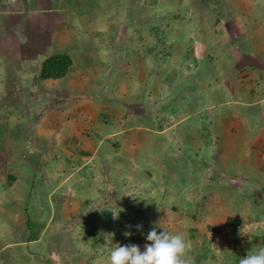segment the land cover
I'll return each mask as SVG.
<instances>
[{"label": "crops", "instance_id": "obj_1", "mask_svg": "<svg viewBox=\"0 0 264 264\" xmlns=\"http://www.w3.org/2000/svg\"><path fill=\"white\" fill-rule=\"evenodd\" d=\"M44 1L47 3L0 0V264H53L52 250L57 258L55 264H67L68 255H64L67 246H59L57 241L60 235L70 239L67 250L77 253L73 264H106L108 253L117 245L113 242L115 231L131 229L119 224L120 219L132 216L137 221L140 219L137 214H141V207L134 204L128 207L126 204L124 207L129 209L117 217L107 207L106 210L98 207L97 198L89 194L90 186L82 182V168L93 161L92 150H97L107 135L98 141L99 135L94 134L99 115L104 116L102 121L114 119V124L121 121L113 133L123 139L121 142L129 139L131 129L144 131L141 136L142 132L135 133L134 140L124 143L122 149L129 161L138 166L150 164V160L160 168L174 166L182 154L189 153L200 154L201 159L195 164L194 160H190L192 164L183 161L184 165L192 169L191 165L200 163L206 171L209 165L202 160V148L210 147L206 141L210 130H216L223 137L217 143L221 149L217 154L224 174H219L212 183L220 188L229 184L228 180H239L264 188V16L246 10L256 7L264 11V0H224L225 3L214 0L209 10L222 11L221 15H215L216 25L206 28L203 34L202 31L195 35L177 32L166 41L157 13L150 15L154 30L151 40L146 34L140 35V24H127L124 15L118 24L116 14L108 16L105 25L95 28L91 35L85 34L81 39L70 37L74 34L70 28L82 21H77L74 13L60 12V4L51 5L54 0ZM134 11L133 17H140V8ZM224 17L226 20L221 24ZM133 31L139 33L132 38ZM135 38L140 46L132 44ZM84 41L95 43L94 51L84 52ZM147 41L154 45L146 46ZM104 42L106 46L100 45ZM167 48L171 53L165 52ZM58 53L68 54L72 61L67 77L77 73L70 70L81 61L91 59L81 71L89 72L90 68L87 74L94 76L97 85L88 87L83 96L77 95L81 88L76 87V81L71 91L51 88L56 81L39 77L38 56L48 58ZM89 53L92 56H86ZM136 55L139 68L134 73L137 77L133 78L129 70ZM165 64L171 67L164 68ZM120 73L123 75L119 80ZM33 76H37L36 82ZM105 77L110 85L103 84ZM118 90L124 92L122 100L115 98ZM111 99L117 104H112ZM119 106L123 107L122 119L111 110ZM68 107H75L76 116L54 117L56 112ZM104 107H109L112 115L102 110ZM20 108L24 110L22 114ZM46 122H53V133L47 132ZM196 122L198 125L194 126ZM186 123H191V127ZM113 126H107L105 131L113 130ZM181 133L185 141L191 136L190 143L181 145ZM21 140L31 146H23ZM104 151L109 153L106 147ZM51 155H62L60 167L50 166ZM74 169L76 172H71ZM189 170L183 172L185 178H176V174L172 177L174 173L167 171L171 178L159 186L158 194L175 198L172 189L167 191L169 185L178 187L173 193L179 198L192 194L195 187L188 180L195 176L200 181L205 174L198 170L190 174ZM254 175L258 182L250 178ZM212 196L210 199L215 194ZM226 202H213L207 208L209 212L199 207L196 215L208 213L207 217L214 219V213L221 211L223 225L227 220L239 223L242 216L237 209L234 214L228 213ZM160 208L151 207L144 213L147 215L144 219L156 217L161 213ZM188 213L191 218L195 215ZM144 219L140 226L145 224ZM178 225L174 224L177 228ZM195 226L188 225L191 233L188 242L190 251L197 254L189 251V259H185L188 264H209L211 243L208 237L207 241H198ZM234 256L222 263L232 264V260L238 259Z\"/></svg>", "mask_w": 264, "mask_h": 264}, {"label": "rangeland", "instance_id": "obj_2", "mask_svg": "<svg viewBox=\"0 0 264 264\" xmlns=\"http://www.w3.org/2000/svg\"><path fill=\"white\" fill-rule=\"evenodd\" d=\"M213 1L214 0H98L100 4L98 6L94 5L92 10L90 11L74 10L75 8L72 7L70 0H63L62 2L61 0H54L51 5H55V7H57L60 4V12H67V14L70 13L71 15H73L74 13V17L77 18V21H82L80 25H75L70 28L71 31L74 32V34L70 35V37L81 39V37L85 34L91 35L96 32L94 31L95 28H98V26L101 25H105L108 16L112 15V17H114V14H116V21H119L120 18L124 15V21L127 24H140V35L146 34L145 37H147L148 40H151V37H153L154 35V30L152 28L153 21L151 22L150 15L153 13H157L159 15H157V20H159V24L161 23V25L159 26H161L162 33L164 32L163 40L166 41L170 39L171 35H174L175 37L177 32L183 33V31H186L191 32L195 35L197 33H201L202 31L201 34H203L206 28L208 29L209 27L216 25V23L214 22L216 18L215 15H221L222 11L216 10L212 12L211 10H209L212 6ZM41 3L46 4L47 2L43 0V2ZM216 3H218V1ZM137 8H140L141 15L140 17L135 18L133 17V14H135L136 11L134 10H136ZM246 10L250 13H253L254 15L261 13L260 15L264 16V11L260 12V10H258L256 7H250ZM166 13H168V16H164ZM142 16L145 17L143 18ZM228 16L232 18L229 14ZM225 20L226 19L224 17L221 20V24H224ZM120 22L121 21H119L118 24ZM144 24H146V26H144ZM170 31H172L173 34ZM135 33L138 34L139 32L135 31ZM135 33L134 31L131 32L132 38L133 34ZM99 39H101V37ZM147 42L148 43L146 44V46L154 45V43H149V41ZM83 43L84 52L94 51V47H96L95 43H87L85 41ZM132 44L140 46V43L136 38L134 41H132ZM100 45L106 46L107 44L106 42H104L100 43ZM165 52L171 53V50L167 48ZM147 55H150V53L147 52ZM86 56L92 55L89 53ZM136 57L137 55L134 56V58L131 60L132 66L129 70V73L132 72L133 78L137 77V73H134L135 70L137 71L139 68V60H137ZM38 58L39 62H37V64L40 68L42 67V63L46 60V58L44 57V55H39ZM89 63H91V59H84L80 62V64L78 63L79 65H77V68L70 70H77L76 74L72 75L71 77H67L66 74L62 78L54 79L56 83H52L51 88H63L67 91H71L70 89H74V82L76 81V87L81 88L78 89L79 92L77 95H85L82 93H87L88 87H95L98 83L96 80H93L94 76L92 74H87L90 73V68L88 69L89 72L87 70L81 71L82 68L88 67ZM169 66L170 64H165L164 68H167ZM103 70L105 71L106 69L104 68ZM122 75L123 73H120V75L117 76L119 80L122 78ZM32 79H34L36 82L37 76H33ZM103 84L110 85L107 77H105V79L103 80ZM112 93L114 92H111V94ZM123 93L124 92L120 90L116 91L115 98L118 100H122L124 98ZM110 102L114 105L117 104V102H114L112 99L110 100ZM108 108L109 107H104L102 108V110H106L107 112L109 111ZM122 108L123 107L120 108L119 106L115 109L111 108V110L115 111L116 115L120 116L122 119L124 118L123 115H121L123 114ZM136 108L137 107H135V110ZM22 109L20 108V114H22V111H24ZM73 109H75V107H68L63 111H58L56 112L54 117H74L76 116V112L73 111ZM110 114L112 115V113ZM99 116V123H97L98 128L96 129V132L94 134L95 136L99 135L97 137L98 141H100L103 135H107L102 138V141L99 144L100 147L97 150L91 149L92 153L95 152V156L93 157V161H90L85 167L82 168V182H84V185L90 186L91 190L88 189L89 194L92 197L97 198L95 199V203L98 205V207L104 210H106L105 207H107L112 211L114 217H117L119 213H122L123 211L126 212V210L129 209L124 207L126 206V204L127 207L131 204L141 207V214H137V216L140 218L138 221L136 218L132 219L134 216L130 217V219H120L119 224L124 223L125 226H130L131 229H129V232L121 231V233H118V231L116 230L115 235L113 236V238H115L113 240L114 243H117L119 245H126L128 243L124 244L123 240H125L126 242H129L131 244L138 245L140 247V250L143 251L145 243H149L148 241H146V235L153 228H155L158 233L161 230L165 229L170 232H175L174 234H177L178 230H180V234L188 241L189 235L191 234L189 232L190 227H188V225L194 224L196 225L194 229L197 231L196 237L198 238V241L200 239L204 242L209 239V242L211 243V245H208V251L210 252L209 259H212L209 264H223L222 261L224 262L226 258L229 259L230 255H232L231 259H233L235 257L234 254L238 256V259H236L237 261L235 259L232 260V264H239L240 258L245 257L248 253L251 254L255 252L258 248L264 247V188L259 185L258 188L254 185L252 187V185H247V181L241 183L239 180H228L229 184H227L226 186L223 185L220 188L212 183L218 179L219 174H224L221 167L219 166L217 154V150H221L218 147L217 143L218 141L220 143V141L223 140V137H221L220 135L218 136L216 130H210L209 138L206 141V143L209 144L210 147L206 145L205 148H202V160H205L204 163L209 165V167L206 168V171L204 169V166L200 163L191 165L192 169L189 166L187 168L184 165V162L188 164L191 163L190 160H194L193 164H195V162H198L201 159L200 154L199 156H197L193 154L189 155V153L188 155L182 154V159L178 160V162L174 166H165L164 168H160V166L157 167L151 160L149 162L151 165L148 164V162H145L142 165L138 166L137 163H132L129 161L128 157L123 154L124 151H122V149L123 145H125L124 143H128L134 140L133 135L135 133L142 132L140 133L141 136L144 131H135L131 129L129 130L130 132L128 134L129 139L121 142L120 140L123 139H119L116 135H113V133L115 132V128L120 126L119 124L121 121L116 120V124H114V119H111V121L108 120L109 122H106L107 120L102 121V118L104 116ZM83 122H86V125L88 127H91V124L87 123V119H84ZM45 124L48 128L47 132L53 133V129L55 128V126H53V122H46ZM113 124L115 126H113ZM109 125L113 126L114 128L113 130L106 132V127ZM186 125L188 127H191V123H186ZM196 125H198V122H196L194 126ZM40 132L41 131H39V133ZM217 136L218 140H216ZM181 140V145H186V142L190 143L191 136H189L188 140L185 141L184 136L181 133L180 142ZM20 143H22L23 146H31L28 141L25 142L21 140ZM105 147L109 149L108 154L107 151H104ZM246 148L247 147H245V149ZM187 152L189 151L187 150ZM50 157L51 160L53 159L50 166H54L56 168L60 167L59 164H61V161L59 160V158L62 157V155L60 157L51 155ZM245 157L246 155H244V158ZM67 165L68 167L70 166L69 164ZM153 165H155V167ZM67 170L68 169L65 168L63 170V173L66 174ZM186 170H189L190 174H194V170H198L197 172L205 174V177H202L203 180L201 179L200 181H198L195 176H193L192 179H189L188 177V181L191 183V185H193L192 187H195V191L192 192V194L190 193L187 197L182 196L179 198L178 195L173 193L174 190L178 187H172V185H169L167 191H169V189H172V194L175 196V198L172 196L169 197L158 194L159 190L157 189L159 188V186H162L163 183H168L169 178H171L169 176L170 173L168 172L167 174V171H171L174 173L172 177H176V174L178 175V177L176 178H180L181 176H183V172H186ZM209 171L211 176L209 174ZM71 172H76V169ZM183 178H185V176H183ZM250 178H252V180H256L257 182L259 181L258 179H255V175L254 177ZM194 179H196L197 181H193ZM198 182H200V184H198ZM207 183H211L213 185H207ZM91 185H93V187H91ZM76 186H73V188H75ZM80 193L83 194V190L80 191ZM214 194L215 197L210 199ZM107 198L109 200H106ZM223 200L228 201L226 202L228 213L232 212L234 214V210L237 209L236 212L238 213V215L242 216L241 221L238 220V222L240 221L239 223H234V221L232 220H227L223 225L222 222L224 220H222V217L224 216V214L221 211L214 213V219H209L207 217L209 215L208 213L196 215V210H198L199 207H205L208 211V206L212 205L213 202ZM145 204H147V207H144ZM157 205L162 207L160 208L161 213H159L156 217H146V219H144L145 216H147L144 215V213L151 210V207L156 208ZM190 206L193 208V211H189V209H191ZM188 212H191L195 215H193L192 218L188 217L189 215H191ZM142 219H144L143 223L145 224H142V226H140L139 223L142 221ZM218 220L219 222L214 223ZM189 222L191 223L189 224ZM177 223H179L178 228L174 226V224ZM138 225L140 226L139 228H137ZM174 227L178 230L172 231L173 229H175ZM126 233H128V235H126ZM64 238L66 240H64ZM48 239L51 243H54L53 241H51L52 238ZM57 241L59 242V246H67V248L70 243V239L68 237H65V235H60L57 238ZM71 247H73V245H71ZM67 248L64 253L65 257L68 255L66 263L73 264L74 257L75 255H77V253H74V250H71L69 252ZM53 253L54 252L52 250L51 261L53 262V264H55L57 258L53 256ZM190 253L197 254V252L192 250L190 251ZM69 255L71 256V258L69 257ZM186 258L189 259L187 255ZM226 264H229V261H227Z\"/></svg>", "mask_w": 264, "mask_h": 264}, {"label": "clouds", "instance_id": "obj_3", "mask_svg": "<svg viewBox=\"0 0 264 264\" xmlns=\"http://www.w3.org/2000/svg\"><path fill=\"white\" fill-rule=\"evenodd\" d=\"M146 241L149 243H145L143 251L136 244L115 245L108 253L106 264H188L185 257L191 245L181 234L165 229L158 233L153 228L147 233ZM239 264H264V247L240 258Z\"/></svg>", "mask_w": 264, "mask_h": 264}, {"label": "trees", "instance_id": "obj_4", "mask_svg": "<svg viewBox=\"0 0 264 264\" xmlns=\"http://www.w3.org/2000/svg\"><path fill=\"white\" fill-rule=\"evenodd\" d=\"M70 3L78 11H90L94 5L98 6L100 4L98 0H70ZM71 64L72 61L68 54L58 53L51 55L42 63L39 77L41 79L63 77Z\"/></svg>", "mask_w": 264, "mask_h": 264}]
</instances>
